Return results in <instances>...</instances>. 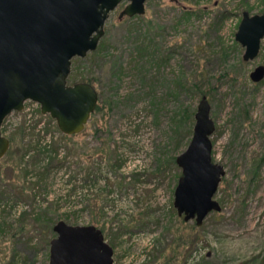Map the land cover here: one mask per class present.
I'll return each mask as SVG.
<instances>
[{"label":"rangeland","instance_id":"obj_1","mask_svg":"<svg viewBox=\"0 0 264 264\" xmlns=\"http://www.w3.org/2000/svg\"><path fill=\"white\" fill-rule=\"evenodd\" d=\"M128 3L110 13L101 49L72 59L68 83L96 79L103 104L83 131L62 136L32 100L5 118L16 138L0 159V264H50L63 220L101 229L113 264H264V79L250 78L264 39L246 62L235 38L264 0H148L144 15L120 20ZM203 96L225 175L221 211L197 226L174 206L175 158ZM53 141L59 154L43 149Z\"/></svg>","mask_w":264,"mask_h":264},{"label":"water","instance_id":"obj_2","mask_svg":"<svg viewBox=\"0 0 264 264\" xmlns=\"http://www.w3.org/2000/svg\"><path fill=\"white\" fill-rule=\"evenodd\" d=\"M119 19L146 13L148 0H128ZM123 0H0V159L10 148L1 126L13 111H22L28 100L40 104L44 115L56 120L60 131L75 135L84 130L98 101L97 89L88 82L68 83L72 59L98 48L105 22ZM236 40L245 47L244 61L254 60L264 39V12H243ZM264 79V65L250 74ZM216 123L204 96L195 113L192 139L176 157L182 169L175 189L174 206L185 221L201 226L214 211L223 165L213 160L212 135ZM50 264H113L114 249L95 225L54 226Z\"/></svg>","mask_w":264,"mask_h":264},{"label":"trees","instance_id":"obj_3","mask_svg":"<svg viewBox=\"0 0 264 264\" xmlns=\"http://www.w3.org/2000/svg\"><path fill=\"white\" fill-rule=\"evenodd\" d=\"M125 18H130V17H124L123 18V20L125 19ZM120 20H122V19H120ZM104 45V42H101L100 43V45L98 46V50H100L101 49V47ZM147 51V47H146V45L144 44V45H139L138 47H137V54H139L140 56H142L143 54H144V52H146ZM96 53V52H95ZM115 64H118L117 62L115 63ZM116 66V65H115ZM116 68V67H115ZM122 69H123V66H119L118 67V70H119V74H122V73H124V72H122ZM94 80H96V79H93V78H88V79H84V80H82L81 82H88V83H91L94 87H95V83H94ZM99 94V93H98ZM204 97V96H203ZM108 102V101H107ZM111 104V103H110ZM103 109V104H102V102L100 101V95H99V101H98V104H97V107H96V109H95V111H94V113H92V115H91V118L92 117H94V115L97 113V112H99L100 110H102ZM245 111V110H244ZM246 112V111H245ZM194 113V112H193ZM196 113V112H195ZM48 116L50 117V119L52 118L49 114H48ZM193 116V114L190 116V118ZM194 128V127H193ZM60 131V130H59ZM192 131H193V129H192V127L189 129V132L190 133H192ZM62 134V136H64V137H69L70 135H66V134H63V133H61ZM16 137H14V136H10V140H11V142H14V139H15ZM47 143V142H46ZM48 146V144H46V145H44L43 146V149H47V153H49V152H53V151H55L56 150V152L58 153V143H57V141H53V143L50 145V148H48L47 147ZM27 150V149H26ZM59 154V153H58ZM53 158H54V156H52ZM175 160H176V158H175ZM66 218V217H65ZM63 221H65V220H63ZM53 230H54V228H53Z\"/></svg>","mask_w":264,"mask_h":264},{"label":"bare ground","instance_id":"obj_4","mask_svg":"<svg viewBox=\"0 0 264 264\" xmlns=\"http://www.w3.org/2000/svg\"><path fill=\"white\" fill-rule=\"evenodd\" d=\"M6 117H7V116H6ZM4 122H5V119H4L3 123H2V126H1V131H2V135H4V136H5V134H4V131L2 130V127H3V124H4Z\"/></svg>","mask_w":264,"mask_h":264},{"label":"built area","instance_id":"obj_5","mask_svg":"<svg viewBox=\"0 0 264 264\" xmlns=\"http://www.w3.org/2000/svg\"><path fill=\"white\" fill-rule=\"evenodd\" d=\"M24 107H25V106H24ZM5 123H7V121H5ZM5 125H6V124H5ZM14 129H15V128H14ZM14 129H13V130H14ZM13 130H12V131H13ZM12 131L9 132V131L7 130L6 133L10 134Z\"/></svg>","mask_w":264,"mask_h":264}]
</instances>
